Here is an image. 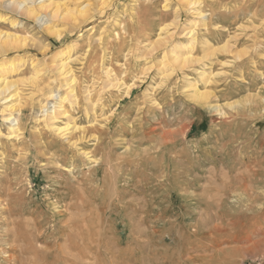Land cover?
Masks as SVG:
<instances>
[{
    "label": "rangeland",
    "instance_id": "rangeland-1",
    "mask_svg": "<svg viewBox=\"0 0 264 264\" xmlns=\"http://www.w3.org/2000/svg\"><path fill=\"white\" fill-rule=\"evenodd\" d=\"M164 1L87 0V20H53L60 39L0 4V31L25 39L0 48L20 110L0 136V264H264V0H199L203 65L183 68L159 63L194 15ZM67 46L78 131L58 137L39 106L65 95L49 63Z\"/></svg>",
    "mask_w": 264,
    "mask_h": 264
},
{
    "label": "bare ground",
    "instance_id": "bare-ground-1",
    "mask_svg": "<svg viewBox=\"0 0 264 264\" xmlns=\"http://www.w3.org/2000/svg\"><path fill=\"white\" fill-rule=\"evenodd\" d=\"M73 1L75 5L74 8L73 7L72 9L68 8L67 10L63 9L62 11H61L62 5H60V3L58 4L57 2L55 3L50 0H0V4H2V6L5 5L10 10L22 15L24 18L26 17V19L33 20L37 23L38 22L41 23L44 19H46V22H43V26H42L43 31L46 33L47 36H52L57 39H60L62 35V29H59V27L56 28V26L53 24L54 23L53 20H55L58 17V15H61L62 23H65V24L67 23V20L73 19V21H77V20L83 19L85 21V19L88 18V15H89L88 10L90 7V3L88 2L85 3L87 0L83 1L84 4L82 0L81 1L73 0ZM176 1L178 2V4L185 5L186 7H188L187 10L190 11L191 15H194V18L191 20H188L181 27L179 36L182 38V41L172 42L170 49L166 51V53H164L162 57L165 60L161 61L159 65L161 64L162 66H165L166 64L164 65L163 63H165L166 61V62H169L171 66L179 67V68H183L187 64L193 65L195 63H196L195 65L197 66V63H200L201 61L197 58H196L197 60H195V58L193 59V56H191L190 54L195 48V46L197 45V43L199 42L198 41L199 39L196 37L197 36L196 30L199 26L197 19H204L207 15H202L201 11H199V7H201V3L199 0H176ZM8 20H9L8 15H0V21L5 22ZM159 30H160V33L158 34L159 39L156 40L157 45H160L162 43H166L172 40L175 35V32L168 31L170 30V28L167 25L161 27ZM24 41L25 39H20L17 35H13L12 33H9L6 31H0V48L1 49H3L4 47H13V46L23 47ZM227 43L228 42L226 41L225 44L221 45L220 47H215V48L213 46H208V50H210L209 52L210 55H214L215 53L220 52V51L222 52L229 51L230 47L227 45ZM70 53H71V46H67L63 50L56 52L52 56V59L49 63L51 70L53 69L52 71L55 72V76L57 80L60 81L59 82L61 84L60 87L63 89L65 93L64 97L58 101L59 103L57 102V106H56L57 109H55V106H54L53 109L49 111L46 110L48 106L47 102L57 97V96H54L55 94H53L52 92L47 93V95L45 96V100L47 102L41 103L39 106V111L46 113L44 115L45 117L42 119L45 127L48 130L52 131L54 134L58 135V137L59 136L71 137L72 133H74L75 131H78L77 130L78 127L74 124L73 119L67 114V112L65 111V109H63V106H62V104L64 103H70V105L76 104V101H77L76 95L74 92L75 79L69 67V62L72 60V56ZM204 58H206V56H204ZM12 65L14 66V63L10 62V60L0 61V103L3 106V109L1 111L2 113L1 117H2V122L9 125L7 134L2 135L0 133V136H7L9 140L18 138L20 134L19 119H18L20 110L15 105L17 103V95L16 93H13L15 92L14 89L17 84H15L16 82L14 81L13 82L9 81V79L7 78V75L12 74L13 73L12 71H14L12 70ZM33 67L36 68L37 73L41 72V70L38 69L37 63H35ZM194 72L200 75L199 76L200 81H202L204 84L207 83L208 75H203V72L197 69ZM105 74L107 75V78H108V81H107L108 86L112 85L115 80L110 79V75H109L110 72L105 71ZM34 76L35 74L32 77ZM189 83L187 85V88L191 90L189 92V96L192 101L202 102L204 99H206L207 97L206 92L200 91L197 88L198 86L196 85V83L195 84H191L192 82L190 84ZM62 120H66V122L63 123ZM59 123H62V125H60ZM75 142L76 141H73V143Z\"/></svg>",
    "mask_w": 264,
    "mask_h": 264
}]
</instances>
